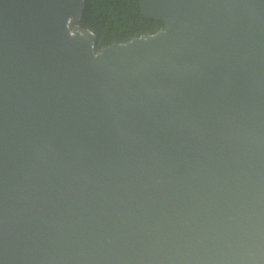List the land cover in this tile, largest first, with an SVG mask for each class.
I'll return each mask as SVG.
<instances>
[{"label":"water","instance_id":"obj_1","mask_svg":"<svg viewBox=\"0 0 264 264\" xmlns=\"http://www.w3.org/2000/svg\"><path fill=\"white\" fill-rule=\"evenodd\" d=\"M0 0V264H264V0Z\"/></svg>","mask_w":264,"mask_h":264},{"label":"trees","instance_id":"obj_2","mask_svg":"<svg viewBox=\"0 0 264 264\" xmlns=\"http://www.w3.org/2000/svg\"><path fill=\"white\" fill-rule=\"evenodd\" d=\"M82 24L93 28L97 35V47L114 41H126L144 32L163 27L161 18L146 16L141 0H86Z\"/></svg>","mask_w":264,"mask_h":264}]
</instances>
